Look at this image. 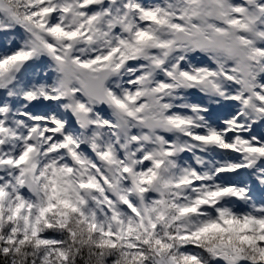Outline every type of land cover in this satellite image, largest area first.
Masks as SVG:
<instances>
[{
	"label": "snow or ice",
	"instance_id": "1",
	"mask_svg": "<svg viewBox=\"0 0 264 264\" xmlns=\"http://www.w3.org/2000/svg\"><path fill=\"white\" fill-rule=\"evenodd\" d=\"M0 264H264V0H0Z\"/></svg>",
	"mask_w": 264,
	"mask_h": 264
}]
</instances>
